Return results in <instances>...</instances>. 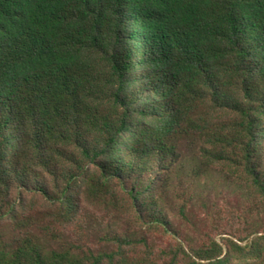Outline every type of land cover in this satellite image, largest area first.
I'll return each instance as SVG.
<instances>
[{"label":"trees","instance_id":"16d2710c","mask_svg":"<svg viewBox=\"0 0 264 264\" xmlns=\"http://www.w3.org/2000/svg\"><path fill=\"white\" fill-rule=\"evenodd\" d=\"M263 150L264 0H0V193L16 194L0 219L26 230L0 237V264H264V233L134 262L67 246L19 207L38 196L59 224L75 195L111 191L137 227L168 230L184 176L193 193L234 168L264 195Z\"/></svg>","mask_w":264,"mask_h":264},{"label":"rangeland","instance_id":"374dc122","mask_svg":"<svg viewBox=\"0 0 264 264\" xmlns=\"http://www.w3.org/2000/svg\"><path fill=\"white\" fill-rule=\"evenodd\" d=\"M185 149V144H184ZM257 162L264 166V150ZM210 176H202L193 181L192 193L189 186L190 179L185 176V184L181 197L166 195L167 211L170 224L152 226L148 218L141 227L130 219L125 212L124 204L117 202L110 193L98 201L96 199L84 200L83 195H75L81 207L76 212H71L67 219L61 223H50L42 217L43 211H47V203L44 200L26 193L25 201H20V209L25 210L35 219L36 229L58 235V239L67 246L78 250H92L116 252L130 260L159 262L169 261L174 252H180V243L201 247L211 240L218 241L227 251L230 240H234L242 246L255 237L264 233V195L245 189V180L237 178L235 169L216 166ZM175 184V181H172ZM7 203L0 197V205L8 206L16 198L15 189L7 199L0 193ZM202 195V196H201ZM169 196H171L169 198ZM109 201L106 204L105 201ZM88 201V202H87ZM185 206L186 216H180V206ZM38 227V228H37ZM26 233L25 229L17 228L14 222L0 219V237L5 241H12L16 237ZM47 234V232H46ZM120 238L124 244L118 246L115 241L105 242L106 239ZM45 245L56 247L55 242L45 237ZM144 239L146 243H144ZM234 264H241L235 262Z\"/></svg>","mask_w":264,"mask_h":264}]
</instances>
